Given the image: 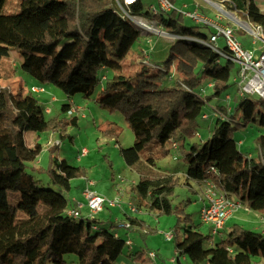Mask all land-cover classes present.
<instances>
[{
	"label": "trees",
	"instance_id": "obj_1",
	"mask_svg": "<svg viewBox=\"0 0 264 264\" xmlns=\"http://www.w3.org/2000/svg\"><path fill=\"white\" fill-rule=\"evenodd\" d=\"M5 1L0 0V264H65L67 253L77 254L78 264H113L129 240L120 235V222L106 226L98 217H73L67 212L70 201L62 191L71 189L73 178L85 175L82 166L59 159L55 155L59 144H54L46 167L30 165L28 169L42 146H29L25 132L52 129L63 136L67 126L79 124L78 115L69 113L72 104L67 103L61 106L66 117L47 119L48 111L36 96L24 87L12 91L2 84V59L11 46L18 47L22 72L40 84H54L68 97L81 93L90 99L101 85L97 102L119 108L135 133L132 146L122 149L130 166L141 162L140 153L154 141L167 152L173 150V141L180 142L183 150L185 138L196 136L199 118L208 115L206 103L230 88L232 72L239 74L240 66L219 53L218 49L228 54L226 44L216 48L208 42L211 27L188 20L176 7L158 8L155 0L135 1L131 14L155 21L176 37L165 61H151V52L144 50L152 64L132 75L122 73L123 61L143 31L122 14L118 5L124 0H21L15 14L3 12ZM218 1L264 27V11L255 0ZM109 67L114 70L111 78ZM172 68L180 78L165 87ZM204 77H210L213 85L211 94L202 96L194 87ZM232 99L239 114L231 113L229 102L212 106L211 136L182 152L189 162L187 176L203 182L215 167L227 195L264 213V161L244 155L233 135L239 118L244 125L259 122L262 131L256 142L264 155V98L237 92ZM147 160L155 163L153 158ZM36 171L48 175L60 191L41 185ZM176 183L172 175L154 178L146 172L140 173L136 188L140 198L149 199L150 209L172 214L178 212L173 202ZM129 219L131 226L126 229L142 225L136 217ZM200 225L185 226L182 239L176 242V261L185 255L191 264H252L253 256L261 255L264 263L262 230L238 225L211 242L212 233H204ZM127 260L145 264L146 258L138 249Z\"/></svg>",
	"mask_w": 264,
	"mask_h": 264
},
{
	"label": "rangeland",
	"instance_id": "obj_2",
	"mask_svg": "<svg viewBox=\"0 0 264 264\" xmlns=\"http://www.w3.org/2000/svg\"><path fill=\"white\" fill-rule=\"evenodd\" d=\"M155 1H157L158 6L160 4L158 8L163 7L160 0ZM197 1L205 6L207 15L213 19L220 18L222 24L233 27L235 34L244 47V43L252 47V39L255 36L251 34L250 30L248 31L246 29L245 25L232 15L225 12V14L222 13V10L217 9L218 7L214 8L207 0ZM213 1L221 3L224 9L232 12L241 21H250L244 13L227 9L222 1ZM255 1L264 9V0ZM20 2L21 0H6L3 6V12L6 14L18 13L20 11ZM118 7L122 11L120 4ZM126 7L130 9L129 6ZM175 7L180 9L178 6ZM151 8L153 9L154 6L152 5ZM183 13L185 15L186 10ZM217 13H219V16H215ZM220 14L226 16L221 17ZM128 18L131 19V16ZM143 19L151 26V29L138 26L143 32L139 40L133 45L129 55L123 61V72H121L126 75L135 74L137 71L151 66L152 63L148 61L147 53L141 50L143 43L146 46L149 45L148 51L151 52V61L162 62L167 59L170 45L176 37L166 32L155 21L154 23L147 18ZM187 19L189 20L190 18L188 17ZM145 34L152 37V40L148 43H146L147 37ZM256 39H258L256 43L261 45L262 40L259 38ZM218 44L220 47L225 46L224 37L219 39ZM138 53L142 55L138 56ZM22 60L23 55L21 50L16 46H11L9 55L5 56L1 62L2 84L9 87L12 91L18 90L23 85L26 93L36 96L45 109L47 107L50 108V112H45L47 119L57 117V115L66 117L67 114L62 112L61 106L67 103L72 104V108L74 109L73 113L79 117V124L67 126L63 132V136L59 134V131L52 129L43 132L32 131L34 135H39L38 141L43 147L38 157L28 163L29 171L30 165H42L46 167L49 160V147L54 144H59L55 155L59 159H67L73 165L82 166L85 170V175L71 180V189L69 191H62L69 199L70 207L75 206V203L77 205V202L86 201L83 191L86 187L87 178H90L95 182V185L92 187L100 194L110 200L116 199L120 203L119 205L106 204L103 211L96 214V217L105 221L106 226H110V223L116 219L119 222H125L124 220H130L129 217H136L142 221V225L136 226L133 230L126 229L119 223L120 225L117 226V229L120 235L124 238H130L133 244L131 247L126 244L123 249V254L113 264L128 263L127 257L129 258L138 249L142 250L146 258L145 264H191L190 259L185 255H180L181 262H172L171 259L178 256L176 254V242L182 239L185 226L202 223L199 216L202 206V198H200V195H203V192L206 190V184L188 178L187 170L189 168V162L185 158V155L182 154V149L180 147L178 148V153L180 154L177 155V158H174L176 154L174 150L167 152L159 142L154 141L142 150L140 153L141 162L138 165H128L123 156L122 149L132 146L135 140V133L119 108H111L110 106L101 105L97 102V99L102 95L101 85L96 88L90 99H86L81 93L68 97L62 89L54 84H40L32 75L23 73L21 70ZM238 64L236 67H239ZM172 70V78H167L163 82V86L165 87L173 86L175 81L180 78L175 68H172ZM107 73L109 75L108 78H111L114 70L109 67L107 68ZM240 80L239 74L234 70L231 76L230 88L221 95L212 97L206 103L205 112L210 117L205 118L201 116L199 118L200 126L198 132L194 137L185 138L184 151L189 150L194 143H198L199 145L204 144L211 136L214 127V120L211 119L213 113L212 106L220 103L228 104L229 102V109L232 110L231 113L233 115L239 114L240 109L236 108V102L234 99L230 100L227 98V95H230L231 98L234 97L235 93L240 91ZM210 81H212L210 77H204L194 87V91L202 96L211 94L212 88L208 85ZM40 85L45 86L44 92L36 93L30 89L32 86ZM249 95L257 100L260 99L258 94ZM54 96L57 97L53 99ZM237 122L234 124L236 128L234 129L233 135L239 143L241 152L244 155H248L251 152L255 158H259L260 150L256 138L262 131L261 125L257 121H251L244 125L241 122V118ZM115 130H119V133L114 134ZM27 138L30 140L29 133H27ZM178 143L180 145V142ZM83 147L88 149V153L79 159L78 157ZM148 158H153L155 163L152 164V162L147 160ZM146 172L150 173L154 178L172 175L176 179L177 185L175 186L173 202L178 206L177 213L166 214L156 209H150L147 204L149 199L140 198L136 185L140 179V173ZM34 174L40 180L41 185L60 191V188L54 185L45 173L36 171ZM130 203L136 207L137 212L132 211L129 205ZM243 206L239 211L232 213L227 224H225L220 232L213 234L210 231L212 233L211 241L216 242L221 240L222 237H225L235 227V223L239 221L246 223L245 227L247 228L257 226L264 231V219L261 220V217L264 218V213L253 209L245 210V203H243ZM249 210L252 211L249 212ZM81 211L85 214L88 208L84 207ZM257 212L258 216H256ZM205 231L204 229V233H206ZM170 233H172V236L168 237L167 235ZM151 251L156 253L154 257L150 255ZM126 254L129 255L126 256ZM262 258L261 255H254L252 264H264ZM64 259L65 264H78L79 261L75 253L65 254ZM135 263L140 264L138 261Z\"/></svg>",
	"mask_w": 264,
	"mask_h": 264
},
{
	"label": "built area",
	"instance_id": "obj_3",
	"mask_svg": "<svg viewBox=\"0 0 264 264\" xmlns=\"http://www.w3.org/2000/svg\"><path fill=\"white\" fill-rule=\"evenodd\" d=\"M137 0H124L123 4H120L122 8V14L124 16H131V19L135 22L134 16L132 15L130 9L126 6H131ZM162 8L169 10L174 8V4L169 0H160ZM153 10L156 12L157 9L154 6ZM188 17H190L193 21L209 26L212 28V34L210 39L208 40L211 45L218 48V41L221 37H224L226 46L229 51L228 54L219 50L225 57H230L237 63H239V76L240 80V95H249V94H258L260 97L264 98V49L256 54L253 50H249L243 46L240 39L235 34V30L233 27L224 25L221 23V19H213L209 15L201 12L199 9H194L187 11L185 13ZM143 18V17H142ZM154 22V21H153ZM246 23V29L253 34L256 38L262 40L264 44V27L261 24H253L250 21H244ZM155 23V22H154ZM148 24V23H147ZM152 26H154L152 24ZM148 53V52H147ZM213 83H210L209 86H212ZM33 92L41 93L45 91L44 86H32L30 88ZM230 98V95L227 96ZM50 111V109H46ZM74 109L71 108L69 113H73ZM215 114V112H213ZM205 118H208L207 114L204 115ZM59 143V142H58ZM172 148L176 153L174 158H177L179 144L176 141L172 142ZM88 153V149L83 147L81 153L79 155V159ZM251 157V154H248ZM260 158L264 161V155L260 152ZM208 177L204 180L206 184V190L203 192V195H200L202 198V206L200 208V219L203 223L209 224L211 226V232L216 234L220 232L221 229L224 228L227 218L234 211H238L242 209L243 202H241L237 198L230 197L227 195L224 187L220 184V172L217 168L211 167L208 171ZM215 177V178H214ZM95 185L94 180L87 178L86 187L84 188L83 195L86 199L85 202H77L76 207H70L67 209V212L73 217H79L80 215H84L86 217L94 218L98 212H101L105 205H119V201L116 199H108L106 196L100 194L95 188L92 186ZM132 211L137 212L135 206L132 203L129 204ZM84 207L88 208V211L83 214L82 209ZM250 209L247 205L245 206V210ZM117 220V219H116ZM125 222H120L125 228H129L131 226V222L129 220H124ZM168 237L172 236V233L167 235ZM127 244L131 247L133 241L129 238ZM151 256H155L156 253L154 251L150 252ZM172 262H176V257L171 259ZM129 261V260H128ZM136 261H129L128 263L123 264H137Z\"/></svg>",
	"mask_w": 264,
	"mask_h": 264
},
{
	"label": "crops",
	"instance_id": "obj_4",
	"mask_svg": "<svg viewBox=\"0 0 264 264\" xmlns=\"http://www.w3.org/2000/svg\"><path fill=\"white\" fill-rule=\"evenodd\" d=\"M174 1V5L175 6H178L182 11H185L186 10V12L187 11H190V10H194V9H199L201 12H203V13H207L206 11H205V6L203 5V4H201V3H199L197 0H173ZM210 3V2H209ZM157 4V3H156ZM213 5V4H212ZM154 6V5H153ZM213 7L214 8H217L215 5H213ZM260 7V6H259ZM217 9H219V8H217ZM260 9L263 11L264 9H262L261 7H260ZM222 13H224L223 11H221ZM208 14V13H207ZM225 14V13H224ZM187 16V15H186ZM215 16H219V13H217ZM220 16L221 17H225L226 15H223V14H220ZM188 17V16H187ZM190 18V17H189ZM191 19V18H190ZM145 36L147 37V40H146V43H148L149 41H151L152 40V37L151 36H149V35H146L145 34ZM257 40L258 39H256V37H254V39H252V47L249 45V44H246V43H244V45H245V47L246 48H249L250 50H253L256 54H258V53H260L262 50H263V48H264V44H263V42H261V45H259L258 43H256L257 42ZM261 41V40H260ZM148 47H149V45H147L146 46V44H144L143 43V45L141 46V50L142 51H144V50H148ZM129 55V54H128ZM140 55H142L141 53H138V56H140ZM124 65V64H123ZM1 73H2V65H1ZM212 83V82H211ZM210 84V82L208 83V85ZM21 87H23V85L21 86ZM20 87V88H21ZM25 90V89H24ZM228 96V95H227ZM57 96H54L53 97V99H55ZM46 109H50V108H46ZM51 111V110H50ZM50 111H48V112H50ZM33 130H28V131H26L25 132V138H26V141H27V144L29 145V146H34L35 144L34 143H40L39 141H38V138H39V135H37L36 136V134L34 135L33 134V132H32ZM27 133H29V136H30V140H28V138H27ZM41 144V143H40ZM42 147H43V145H41ZM185 148V147H184ZM184 148H183V150H181V152H184ZM249 154H251L254 158H255V156L251 153V152H249ZM258 159V158H257ZM197 182H199V181H197ZM204 182V181H203ZM200 192V191H199ZM103 211V210H102ZM239 211V210H238ZM250 211H252V210H249V212ZM235 212V211H234ZM232 214H230L229 215V217L227 218V220H226V223L225 224H227V222H228V220L230 219V216H231ZM199 216H200V213H199ZM256 216H258V212L256 213ZM264 218L263 217H261V220H263ZM117 221V220H116ZM202 222V221H201ZM246 223H244V222H242V221H239V222H236L235 223V226H238V225H240V226H246L245 225ZM200 229L204 232V229L206 230L205 232L207 233H211L210 231H211V226L209 225V224H206V223H201V225H200ZM252 229H259V230H261L260 229V227H257V226H255L254 228H252ZM263 231V230H262ZM263 233H264V231H263ZM212 242V241H211ZM214 242V241H213Z\"/></svg>",
	"mask_w": 264,
	"mask_h": 264
},
{
	"label": "bare ground",
	"instance_id": "obj_5",
	"mask_svg": "<svg viewBox=\"0 0 264 264\" xmlns=\"http://www.w3.org/2000/svg\"><path fill=\"white\" fill-rule=\"evenodd\" d=\"M208 2H210L211 4L215 5L216 7H218L220 10H224L223 5L221 3L215 2L213 0H207ZM226 10V9H225ZM227 14L232 15L233 17H235L239 22H241L243 25H246V23L244 21H241L240 19H238L232 12L227 11ZM135 18V23L139 26V27H143L146 29H151V26L147 24L146 20L143 19L140 16H134Z\"/></svg>",
	"mask_w": 264,
	"mask_h": 264
},
{
	"label": "water",
	"instance_id": "obj_6",
	"mask_svg": "<svg viewBox=\"0 0 264 264\" xmlns=\"http://www.w3.org/2000/svg\"><path fill=\"white\" fill-rule=\"evenodd\" d=\"M222 11H223V12H225V13H227V10H225V9H224V10H222Z\"/></svg>",
	"mask_w": 264,
	"mask_h": 264
}]
</instances>
